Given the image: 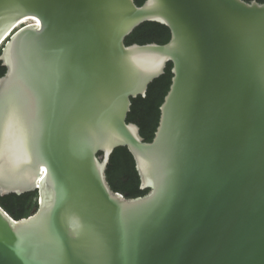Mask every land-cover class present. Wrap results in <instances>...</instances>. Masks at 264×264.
Instances as JSON below:
<instances>
[{
  "label": "water",
  "instance_id": "95a60500",
  "mask_svg": "<svg viewBox=\"0 0 264 264\" xmlns=\"http://www.w3.org/2000/svg\"><path fill=\"white\" fill-rule=\"evenodd\" d=\"M149 22L171 40L127 46ZM0 49V194L39 195L0 206V264H264V3L0 0ZM169 63L146 142L132 99ZM119 148L146 196L111 189Z\"/></svg>",
  "mask_w": 264,
  "mask_h": 264
},
{
  "label": "trees",
  "instance_id": "16d2710c",
  "mask_svg": "<svg viewBox=\"0 0 264 264\" xmlns=\"http://www.w3.org/2000/svg\"><path fill=\"white\" fill-rule=\"evenodd\" d=\"M146 0H135L137 6H142ZM248 3L257 1L264 3V0H244ZM171 40V32L168 27L159 23H145L138 27L125 43L127 46L133 44L145 45L156 43L167 44ZM1 55V49H0ZM172 63H169L165 74L155 80L148 89L146 97L132 99L131 111L127 122L136 124L140 128L141 136L146 142H152L158 129L161 117L160 108L164 103L172 84ZM7 69L0 62V78ZM99 156H102L100 154ZM107 180L114 192L126 195L127 198L135 199L146 196L150 190L141 189V180L136 169L134 157L127 148H119L114 151L107 167ZM38 192L25 195L1 196L0 206L15 220L30 217L38 208Z\"/></svg>",
  "mask_w": 264,
  "mask_h": 264
},
{
  "label": "bare ground",
  "instance_id": "6f19581e",
  "mask_svg": "<svg viewBox=\"0 0 264 264\" xmlns=\"http://www.w3.org/2000/svg\"><path fill=\"white\" fill-rule=\"evenodd\" d=\"M26 25H31L30 23H23V24H21L20 26H18V28L9 36V37H11L17 30H19V29H21L22 27H24V26H26ZM8 37V38H9ZM8 39H6V41H7ZM5 41V42H6Z\"/></svg>",
  "mask_w": 264,
  "mask_h": 264
}]
</instances>
